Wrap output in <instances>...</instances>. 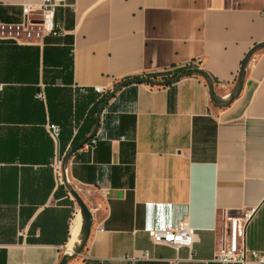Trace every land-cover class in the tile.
<instances>
[{"label":"crops","instance_id":"crops-1","mask_svg":"<svg viewBox=\"0 0 264 264\" xmlns=\"http://www.w3.org/2000/svg\"><path fill=\"white\" fill-rule=\"evenodd\" d=\"M65 1L42 44L0 41V264L61 262L76 213L53 164L71 152L93 221L68 264L211 262L241 213L264 255V0ZM42 2L0 0V23ZM182 222L191 247L152 242Z\"/></svg>","mask_w":264,"mask_h":264},{"label":"built area","instance_id":"built-area-1","mask_svg":"<svg viewBox=\"0 0 264 264\" xmlns=\"http://www.w3.org/2000/svg\"><path fill=\"white\" fill-rule=\"evenodd\" d=\"M66 5L65 0H43L39 7L40 18H30L33 14L27 9V14L20 23H0V41H11L20 46H38L42 44L45 36L55 35L58 30L55 24L56 11ZM3 85L0 84V90ZM97 93L105 94L113 90L95 87L93 89ZM85 92V89H82ZM42 93L38 94V98L43 99ZM48 134L52 141L58 147L61 137V128L57 124L47 125ZM95 135L89 137L91 149H95L97 141L94 140ZM64 158L57 159L53 164L56 174L62 179V167ZM251 218L250 213H241L240 215L227 214L224 219L223 228L225 234L222 236L221 249L215 254L211 262L204 264H264V255L256 251H248L244 245V235L246 225ZM150 238L154 244H166L176 249L182 246L191 247L193 233L187 222H182L172 231H151ZM144 259H149V254L145 253ZM180 259L170 261L169 264H179Z\"/></svg>","mask_w":264,"mask_h":264},{"label":"bare ground","instance_id":"bare-ground-1","mask_svg":"<svg viewBox=\"0 0 264 264\" xmlns=\"http://www.w3.org/2000/svg\"><path fill=\"white\" fill-rule=\"evenodd\" d=\"M215 99H217L215 97ZM63 172V167H62ZM66 184L67 187L74 197V199L79 204V210L75 215L74 219L71 222V240L69 245L66 248V253L62 258L60 264H67L74 258V256L82 251L85 247L91 231L92 226V213L87 208L86 204L82 200L81 196L79 195L78 191L73 187L70 183L68 177L66 176Z\"/></svg>","mask_w":264,"mask_h":264},{"label":"water","instance_id":"water-1","mask_svg":"<svg viewBox=\"0 0 264 264\" xmlns=\"http://www.w3.org/2000/svg\"><path fill=\"white\" fill-rule=\"evenodd\" d=\"M198 71H191V72H189L188 74H194V73H197ZM183 75H185V74H182V75H179L180 77H182ZM178 78V77H177ZM176 80V78L174 79H170V80H168V81H165V82H151L153 85H157V86H164V85H167L168 83H172L173 81H175ZM120 86V85H119ZM117 89H118V87H117ZM116 89V90H117ZM215 98V97H214ZM95 133H96V131L91 135L92 137L95 135ZM87 141H89V138L85 141V142H83L82 143V145H84L85 143H87ZM71 154H72V152L71 153H69L65 158H64V162H63V178H64V182H65V185H66V187H67V184H66V166H67V162H68V159H69V157L71 156ZM67 189H68V187H67ZM68 191H69V189H68ZM69 193H70V191H69ZM70 195L72 196V194L70 193ZM73 197V196H72ZM74 198V197H73ZM78 203V202H77ZM79 254V253H78ZM78 254H76L75 256H74V258L78 255ZM73 258V259H74ZM72 260V259H71ZM60 264V263H59ZM68 264V263H67Z\"/></svg>","mask_w":264,"mask_h":264},{"label":"rangeland","instance_id":"rangeland-1","mask_svg":"<svg viewBox=\"0 0 264 264\" xmlns=\"http://www.w3.org/2000/svg\"><path fill=\"white\" fill-rule=\"evenodd\" d=\"M14 43V42H13ZM193 70H197V69H186V70H184L183 72H185V73H189L190 71H193ZM109 94L110 93H106L104 96H102V97H100V99H105V98H107V96H109ZM57 177H58V179H61L60 177H59V175L57 174ZM77 190V189H76ZM78 191V190H77ZM73 198V197H72ZM73 200H74V213H76L77 214V211L79 210V204L77 203V201L73 198ZM82 200H83V198H82ZM84 201V200H83ZM85 203V202H84ZM86 204V203H85ZM87 206V205H86ZM87 208L89 209V207L87 206ZM90 210V209H89Z\"/></svg>","mask_w":264,"mask_h":264}]
</instances>
